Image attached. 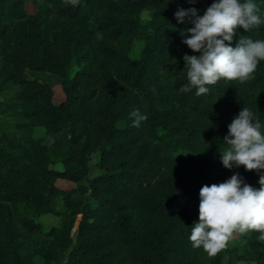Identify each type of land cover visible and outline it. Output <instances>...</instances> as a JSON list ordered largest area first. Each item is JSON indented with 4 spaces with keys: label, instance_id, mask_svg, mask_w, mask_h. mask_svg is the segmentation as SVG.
Wrapping results in <instances>:
<instances>
[{
    "label": "trees",
    "instance_id": "16d2710c",
    "mask_svg": "<svg viewBox=\"0 0 264 264\" xmlns=\"http://www.w3.org/2000/svg\"><path fill=\"white\" fill-rule=\"evenodd\" d=\"M213 2L0 0V91L15 87L0 112L19 132L0 130V264H264L258 232L216 256L189 239L201 187L236 173L260 187L257 172L226 169L219 151L243 107L264 134V61L243 84L221 79L201 96L181 91L189 85L183 57L199 53L182 42L194 25L175 13L203 16ZM253 2L261 23L238 28L233 47L264 40V0ZM142 9L150 11L144 22ZM30 70L58 76L64 98L54 102L52 86ZM137 110L147 120L134 127ZM36 127L65 129L67 145L48 144ZM58 178L74 185L59 187ZM46 213L58 222L38 220Z\"/></svg>",
    "mask_w": 264,
    "mask_h": 264
},
{
    "label": "clouds",
    "instance_id": "9594fccd",
    "mask_svg": "<svg viewBox=\"0 0 264 264\" xmlns=\"http://www.w3.org/2000/svg\"><path fill=\"white\" fill-rule=\"evenodd\" d=\"M67 2L76 6L79 0ZM198 11L190 8L175 13L178 22L184 23L187 18L194 25L187 29L189 36L182 42L199 53L183 57L189 85L181 91L188 92L194 87L196 95L201 96L209 92L206 85H214L221 79L241 84L253 79L258 63L264 61V40L239 39L235 47L232 41L238 28L248 31L260 25L257 4L253 0H214L203 16ZM130 116L134 118V127L147 120L138 110ZM260 129V121L254 120L253 112L243 107L228 125V134L223 138L227 147L219 151L226 169L243 166L246 171L257 172L260 187L245 183L236 173L223 183L200 189L199 220L189 239L193 248L202 247L209 256L226 250L237 234L255 231L260 233L257 239L264 242V134Z\"/></svg>",
    "mask_w": 264,
    "mask_h": 264
},
{
    "label": "rangeland",
    "instance_id": "374dc122",
    "mask_svg": "<svg viewBox=\"0 0 264 264\" xmlns=\"http://www.w3.org/2000/svg\"><path fill=\"white\" fill-rule=\"evenodd\" d=\"M25 8L27 9V11H31L32 4L30 2L26 3ZM140 17H141V21L143 22L146 21L150 17V11L148 9H142L140 12ZM28 76L30 78L34 76H43L53 88V101L54 102H58L64 98V92L61 87L60 78L56 76L55 74L46 72V71L30 70L28 72ZM14 90H15V87H8L0 91V100L8 98L10 94L13 93ZM0 130H4L7 132H15L19 134V132L13 126L12 116L10 114H4L2 112H0ZM34 134L43 135L45 138V141L57 149H63L67 145L68 134L65 129H62L56 133H45L42 128L36 127ZM176 154L179 157H185L188 155V152H186L185 150L179 149L176 151ZM97 158H98V152H95L91 159V174L96 173L98 171L94 165V162L97 160ZM51 166L59 167V168L61 167L60 163H54V164H51ZM236 168L243 169L244 167L240 166ZM56 184L62 188H68L74 185L73 182L63 179V178H58L56 180ZM57 206L59 208H62V205L60 203H58ZM38 220L42 221L45 225L55 224L58 222V218L54 214H50V213L41 215L38 218ZM243 241H244V237L237 234L234 236V239L229 242V244L241 247ZM40 262H41V259L39 257H35V264H38ZM236 264H253V263L251 261H237Z\"/></svg>",
    "mask_w": 264,
    "mask_h": 264
}]
</instances>
